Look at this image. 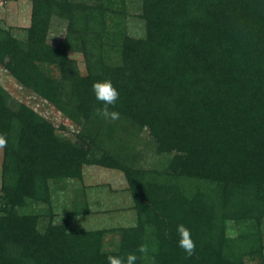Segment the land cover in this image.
Instances as JSON below:
<instances>
[{
	"label": "trees",
	"instance_id": "1",
	"mask_svg": "<svg viewBox=\"0 0 264 264\" xmlns=\"http://www.w3.org/2000/svg\"><path fill=\"white\" fill-rule=\"evenodd\" d=\"M29 1L26 43L0 27V66L79 130L73 139L59 134L65 126L14 103L0 86V133L8 140L0 264H108L109 255L130 252L142 264L149 251L151 264H247L252 255L264 264L259 238L252 248L248 237L226 235L227 220L264 218V0H141L142 39L117 27L124 12L115 0ZM54 16L67 23L61 46L47 42ZM70 51L81 53L85 74ZM103 79L120 93L109 106L117 120L101 114L95 97L93 83ZM127 125L147 129L156 152L170 156L165 172L127 165L106 147ZM85 165L121 171L131 191L138 222L121 230L116 251L103 250L104 231L69 233V213L53 224L49 182L80 180ZM30 202L49 209L43 230L38 215L20 213ZM180 223L196 243L191 256L178 244Z\"/></svg>",
	"mask_w": 264,
	"mask_h": 264
},
{
	"label": "rangeland",
	"instance_id": "2",
	"mask_svg": "<svg viewBox=\"0 0 264 264\" xmlns=\"http://www.w3.org/2000/svg\"><path fill=\"white\" fill-rule=\"evenodd\" d=\"M90 4L96 3L89 1ZM105 3V2H104ZM115 9L122 8L124 12L119 17L117 27L133 38L142 39L146 35L145 22L140 18L141 0H115L112 5ZM32 5L29 0H0V27L9 32L20 42H27V29L31 23ZM111 20L108 17V26ZM115 25V24H114ZM67 23L63 19L51 20L47 37L48 44L61 46ZM116 26V25H115ZM110 61H117L118 54L110 46H107ZM69 57L77 62L78 69L85 74L84 61L81 53L69 52ZM48 67V66H47ZM46 67V68H47ZM58 77L57 68L51 67L50 72ZM0 86L13 98L14 103H24L39 113L55 126L63 125L66 131L59 132L70 138L79 130L52 105L44 101L31 90L21 87L8 72L0 66ZM16 104H14L16 106ZM64 133V134H63ZM113 139L106 143L109 150H115L125 158L126 164L138 169H144L156 173L167 170L170 156L158 154L156 145L150 137L147 129L139 130L134 126L127 125L119 127L112 134ZM3 152L0 149V186ZM153 176L152 174L148 177ZM164 177V179H170ZM52 194V216L53 224L59 225L69 213L68 232L104 231L103 250L116 251L119 247L121 230L137 226L138 218L134 207L133 197L124 174L115 169H108L98 165H85L82 169L80 180H64L62 183L49 182ZM180 185L184 189L191 190L194 184L181 180ZM74 211H78L76 215ZM72 212V213H71ZM22 214L38 215L40 218L39 229L43 230L48 224L50 212L47 205L30 202L20 210ZM226 235L230 239L248 237L254 248L259 245L264 254V218L260 223L255 220H227ZM259 238V240H258ZM151 250H153L151 248ZM256 251V250H255ZM150 251L143 255L142 264H151ZM261 259L257 255L245 257L247 264H259Z\"/></svg>",
	"mask_w": 264,
	"mask_h": 264
},
{
	"label": "clouds",
	"instance_id": "3",
	"mask_svg": "<svg viewBox=\"0 0 264 264\" xmlns=\"http://www.w3.org/2000/svg\"><path fill=\"white\" fill-rule=\"evenodd\" d=\"M92 87L96 99L103 102L101 114L105 118H110L112 120L119 119L120 113L109 109L110 105H115L120 95L111 79L97 80L93 83ZM7 143V137L3 133H0V149L6 147ZM176 231L179 236V246L183 248L189 256H191L196 248V243L191 235V229L185 224L180 223L177 225ZM140 251L143 252L144 249L141 248ZM107 260L108 264H136L138 257L135 252H130L127 254L126 258L120 255H109Z\"/></svg>",
	"mask_w": 264,
	"mask_h": 264
}]
</instances>
